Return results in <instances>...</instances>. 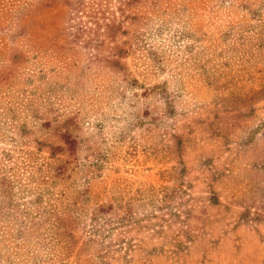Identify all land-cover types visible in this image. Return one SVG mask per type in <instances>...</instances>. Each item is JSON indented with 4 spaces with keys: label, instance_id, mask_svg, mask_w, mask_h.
<instances>
[{
    "label": "rangeland",
    "instance_id": "obj_1",
    "mask_svg": "<svg viewBox=\"0 0 264 264\" xmlns=\"http://www.w3.org/2000/svg\"><path fill=\"white\" fill-rule=\"evenodd\" d=\"M120 1L0 0V264H264V0Z\"/></svg>",
    "mask_w": 264,
    "mask_h": 264
},
{
    "label": "trees",
    "instance_id": "obj_2",
    "mask_svg": "<svg viewBox=\"0 0 264 264\" xmlns=\"http://www.w3.org/2000/svg\"><path fill=\"white\" fill-rule=\"evenodd\" d=\"M139 0H121V4L124 6H132L137 3ZM155 4L156 0H152ZM57 5H60V11L57 14H54V18L57 20L71 19L74 18L77 13L80 11H85L86 9V0H36V3H26L23 9H18L14 15H10L11 18L17 20L18 25L20 26L19 32L22 34H27L29 28L34 24V18L40 13L45 11H50L54 9ZM9 15L8 13H3L0 10V17ZM89 16V15H86ZM134 15H128V18H133ZM109 30L115 29L114 22L108 25ZM90 30V27L82 28L76 27L73 35L77 38L81 37L83 33H86ZM112 34V33H110Z\"/></svg>",
    "mask_w": 264,
    "mask_h": 264
}]
</instances>
